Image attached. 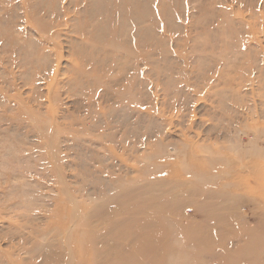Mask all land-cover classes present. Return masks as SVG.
<instances>
[{
	"label": "rangeland",
	"instance_id": "374dc122",
	"mask_svg": "<svg viewBox=\"0 0 264 264\" xmlns=\"http://www.w3.org/2000/svg\"><path fill=\"white\" fill-rule=\"evenodd\" d=\"M130 1L0 0V264H264V0Z\"/></svg>",
	"mask_w": 264,
	"mask_h": 264
},
{
	"label": "bare ground",
	"instance_id": "6f19581e",
	"mask_svg": "<svg viewBox=\"0 0 264 264\" xmlns=\"http://www.w3.org/2000/svg\"><path fill=\"white\" fill-rule=\"evenodd\" d=\"M128 2H129V0H128ZM132 2L130 3V5L136 7L135 6V4H137L136 1H135V4H133V5H132ZM134 9H136V8H134ZM134 219H135V217L133 218V220ZM114 221H115V219H114ZM121 222H124V221H119V219H118V222L115 221V223H117L118 225L121 224ZM151 222H152L151 216L144 213V212H141V214H139V218L136 219V221L132 225H130L129 223L127 225H128V228L131 230H133V229L138 230V229L143 228V227H149L152 224ZM134 225H135V227L133 228ZM120 232H121V229H120ZM123 234H124L123 237H126V236H128L129 233L123 232ZM97 236H100V235H97V234L94 235V233H93V236L91 235V238L89 241H91V239L93 238V242H94V240H96ZM108 237L116 238V240H114V243H112L114 246L111 245V247L106 248L102 253L96 251V254L101 259H98L94 256V261L92 259V263L90 262L91 256H90L89 262H88L87 256L89 257V254L88 255L86 254V257H85V255L82 254L81 258H82V260H86V264H94L96 261L99 262L101 260L109 261L108 264H128V263H130V264H156L155 262H153L156 260L154 259V257H153L154 255H152V250L149 249L147 243L156 240V241H159L162 244H164V242L166 243L167 239H168L166 231H164L163 228L161 229V231L158 230L157 233L156 232H154L153 234L152 233H143V236L141 239V243L143 242L142 245L140 244L138 246L137 245L134 246L133 249L131 250V252H132L131 254H125L124 250L126 247L123 246V244H122L121 234L120 233H114L113 235H104L103 236L104 239H106ZM113 253H115V254H113ZM115 256H116V258H115Z\"/></svg>",
	"mask_w": 264,
	"mask_h": 264
}]
</instances>
